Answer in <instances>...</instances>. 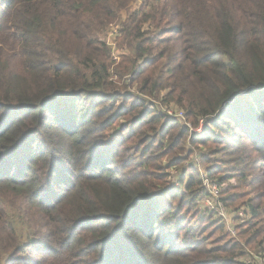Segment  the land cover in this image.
Returning a JSON list of instances; mask_svg holds the SVG:
<instances>
[{"label":"trees","instance_id":"obj_1","mask_svg":"<svg viewBox=\"0 0 264 264\" xmlns=\"http://www.w3.org/2000/svg\"><path fill=\"white\" fill-rule=\"evenodd\" d=\"M113 17L136 94L110 82ZM208 141L264 152V0H0V264H243L235 237L264 258L262 200L216 247L177 243L205 188L161 161Z\"/></svg>","mask_w":264,"mask_h":264},{"label":"rangeland","instance_id":"obj_2","mask_svg":"<svg viewBox=\"0 0 264 264\" xmlns=\"http://www.w3.org/2000/svg\"><path fill=\"white\" fill-rule=\"evenodd\" d=\"M123 13H120L122 15ZM119 20L118 17H113L112 21H110L102 30H99L97 33V37H99L103 42L106 43L107 48L109 49V56L110 52L111 59H110V74L111 79L110 82L115 83L119 87L125 88L127 85L126 81L128 80V75H125L120 82L118 80V76L124 72L123 67L121 68V63L123 62V58L129 56V52L125 49L120 50L117 47L118 38V30H119ZM147 29V27H145ZM151 37H153L151 35ZM115 57V58H112ZM117 66V67H116ZM116 68V72L112 71V69ZM117 73V74H116ZM114 85V84H113ZM128 92H132L136 94V90L129 89L130 87H126ZM184 127H188L184 121L181 122ZM203 130V123L199 124L195 129V136L200 137ZM242 134V133H240ZM243 136V135H242ZM193 138V137H191ZM206 144L201 145L195 142L194 146L185 144V149L178 153L175 158L171 159L169 157H164L161 161V166L165 168V174H168V178L166 179V183L168 187L171 189L174 186H179V183L184 180L183 184H187V177H182L183 174L191 175L192 177H198L201 179V187L204 193H202L203 198L198 197L193 201L191 211L195 215L196 219L198 218V223H195V228L190 233H184V230L180 233V238L177 240V243L184 242L185 244H193L194 240H198L202 242V247H216L219 242L220 238L225 239L228 235L225 229L233 226L237 223L232 222L230 219L224 220L222 217L226 214L227 217H234L237 216L238 219L247 221L249 219L248 213L245 210L246 205L250 200H253L252 203L257 201L255 200H262V205H264V181L263 184L260 185L259 181L264 180V174L260 172V165L261 158L264 156V152L255 153L254 147L249 143L244 141H238L240 148H233L229 147L228 154H225L223 149L221 148V144H213L211 142H205ZM218 152V153H217ZM225 155V156H224ZM130 156V155H129ZM171 157V155L169 154ZM228 156V157H226ZM237 158H243L245 163L249 165H256L257 173H252L250 170H245L243 173L239 170ZM235 161L232 164L226 165L222 163L223 160ZM174 161V165L170 166ZM196 165L199 169L196 171H188L191 168V165ZM205 170L211 171L212 174L208 176ZM198 172V176L196 175ZM242 174V175H241ZM187 176V175H186ZM208 176V177H207ZM241 176H243L241 178ZM210 178H214L212 182H210ZM257 178V179H256ZM221 184L223 182L224 185ZM221 179V180H220ZM259 179V180H258ZM177 186V188H178ZM180 187V186H179ZM199 187H193L194 190L198 189ZM221 189L223 190V194H221ZM202 191V192H203ZM178 192V191H177ZM217 194L216 196H214ZM189 194L184 192V197H187ZM200 196V195H199ZM222 199H231L232 203L227 207H219L217 205L218 200ZM177 200V199H175ZM199 201L200 209L196 206L195 201ZM205 200H210V207L206 204ZM203 210H209L213 216H208L205 214ZM208 213V212H207ZM242 215V217H240ZM188 224L185 222L184 227H187ZM192 228V225H190ZM225 228L224 231L220 229V227ZM204 231V233H202ZM226 234V236H225ZM230 236V235H228ZM245 238L250 236V233L243 235ZM232 237V236H231ZM207 238V240H204ZM227 238V237H226ZM233 238V237H232ZM235 239L239 242L242 246V251L245 253V256L240 257V260L243 261V264H264V258H261L257 255V253L251 251L248 248V245H243L244 240L242 238ZM226 240V239H225ZM253 243L250 245L252 248ZM37 253H31L34 255ZM199 255L201 259L205 258L206 251L201 249L199 251Z\"/></svg>","mask_w":264,"mask_h":264},{"label":"built area","instance_id":"obj_3","mask_svg":"<svg viewBox=\"0 0 264 264\" xmlns=\"http://www.w3.org/2000/svg\"><path fill=\"white\" fill-rule=\"evenodd\" d=\"M113 58H115V57H113ZM166 114H167V116H169V117L180 119V122L184 121V123H186L185 120L183 119V114H182V112H179V111H174V112H172L171 110H166ZM186 124L188 125L187 128H190V129H191L190 125H189L188 123H186ZM200 124H202V122H199V128H200ZM194 132H195V130H194ZM216 195H217V194H215L214 196H216ZM205 202H206V204L210 207V205H211V204H210V200H205ZM216 202H217V201H216ZM222 217H223L224 220H226V221H227V219H230L229 217L226 216V214H224ZM240 217H242V215H240ZM229 232H230V234H231L232 236H235V232H234V230H233L231 227H229Z\"/></svg>","mask_w":264,"mask_h":264}]
</instances>
